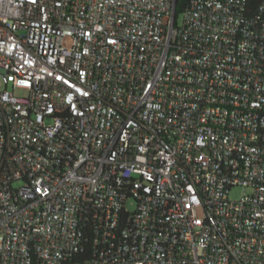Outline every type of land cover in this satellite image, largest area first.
I'll return each mask as SVG.
<instances>
[{"label":"built area","instance_id":"1","mask_svg":"<svg viewBox=\"0 0 264 264\" xmlns=\"http://www.w3.org/2000/svg\"><path fill=\"white\" fill-rule=\"evenodd\" d=\"M0 264H264V0H0Z\"/></svg>","mask_w":264,"mask_h":264},{"label":"trees","instance_id":"2","mask_svg":"<svg viewBox=\"0 0 264 264\" xmlns=\"http://www.w3.org/2000/svg\"><path fill=\"white\" fill-rule=\"evenodd\" d=\"M192 0H175V16H179L182 13H184ZM262 0H248V4L252 9H255V7H257V5H259V3H261ZM91 239L92 237H89V233H88V237H85V241L86 244L84 246L83 252H85L86 255H88L89 257L87 259L91 258V255H93L95 248L92 247L91 245ZM79 257H76V259Z\"/></svg>","mask_w":264,"mask_h":264},{"label":"rangeland","instance_id":"3","mask_svg":"<svg viewBox=\"0 0 264 264\" xmlns=\"http://www.w3.org/2000/svg\"><path fill=\"white\" fill-rule=\"evenodd\" d=\"M176 21H177L178 24H180V22H181V15H179V16L176 17ZM248 193H249V191H248L247 189L235 188V189H233V190L230 192V199H232V200H236V199H238V198H240V197H242L243 195L248 194ZM128 206H129V208H131V209H132V207H133V205L130 204V203L128 204Z\"/></svg>","mask_w":264,"mask_h":264}]
</instances>
